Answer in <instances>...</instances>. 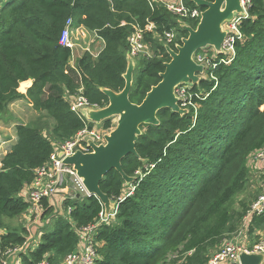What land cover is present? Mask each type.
I'll return each instance as SVG.
<instances>
[{
    "label": "trees",
    "instance_id": "1",
    "mask_svg": "<svg viewBox=\"0 0 264 264\" xmlns=\"http://www.w3.org/2000/svg\"><path fill=\"white\" fill-rule=\"evenodd\" d=\"M182 1L202 11L190 0ZM0 3V114L26 99L53 122L50 136L41 128L16 124V141L1 158L0 248L5 254L28 239L24 229L18 232L5 220L28 209L21 193L34 171L49 160L55 144L83 129L70 99L81 89L90 104L104 108L108 98L102 90L119 93L124 88L131 25L143 28L151 22L154 27L144 34L152 56L140 59L141 67L135 65L129 93L130 102L139 105L161 81L164 64L170 61L166 47L175 49L165 43L164 33L175 31L181 44L187 37L182 26L195 28L198 21L182 19L155 0ZM246 11L238 23L234 54L213 50L199 83L188 85L196 113L159 111L158 126H141L135 145L138 157L128 155L121 162L134 182L127 185L116 170L103 178L102 192L118 204L115 217L95 230L93 264H165L173 253L179 254L178 264H206L243 221L249 209L245 202L239 211L230 206L248 183V157L264 148V0H249ZM69 18L104 43L96 58L85 52L75 68L69 64L70 50L59 44ZM29 80L32 84L22 94V83ZM101 126L112 129V119ZM101 210L94 196L68 199L60 212L44 201L46 224L37 245L21 253L20 264H64L79 248L80 230L96 222ZM260 231L264 212L248 225L249 235Z\"/></svg>",
    "mask_w": 264,
    "mask_h": 264
},
{
    "label": "built area",
    "instance_id": "2",
    "mask_svg": "<svg viewBox=\"0 0 264 264\" xmlns=\"http://www.w3.org/2000/svg\"><path fill=\"white\" fill-rule=\"evenodd\" d=\"M155 1L161 2L169 12L182 19L195 21L200 20L202 11L200 9L187 7L182 0H170L166 2L162 0ZM148 3L151 4V0H148ZM248 3L249 0L241 1L245 14L247 12ZM241 16L243 15H238L232 22L227 23V26H229L232 31L228 33L224 43L223 52L228 55L234 54L233 43L235 36L239 37L238 23ZM131 28L132 33L128 38L129 51L127 56L133 60L151 57L152 54L149 55L150 50L144 42V34L153 31V24L151 22H147L143 28L138 25H131ZM88 32L92 33V31L82 26L75 28L71 18H69L65 23L64 29L60 35L59 44L62 47L68 48L71 52L69 61L71 68H75V61L77 59L76 52L78 49H81L83 53L87 52L91 54V56L96 57L89 51V49H85L78 43L80 38L84 37ZM93 33L97 38H99L95 32ZM164 40L166 44H173L174 47L180 45L177 41V33L175 31L164 33ZM203 51L204 50L199 53L197 52L194 56V60L197 64L203 65L206 71V69L210 66V60L208 57L205 58L200 55ZM175 96L179 100L178 105L181 109H185L187 111L193 109L196 113L197 106L192 102V95L188 91V85H182L176 88ZM69 103L71 111L83 121V129L73 138L63 142L62 144H57L59 147L57 149L55 148L49 160L42 167L34 171V178L30 185L27 186V195L25 197L29 203V207L25 213L21 215L25 220V229L27 232L31 223L35 222L38 218H40V216H42L44 211V201L49 203L50 206H53L56 212H60V209L63 207L66 200H75L76 198L89 196L81 179L78 178L74 167L65 165L64 160L73 156L78 151L84 154L91 153L92 149L88 146V142L90 141L96 146L104 145L106 143L105 137L109 135L112 130L104 129L101 124L93 123L86 118L85 113L87 111L100 110L102 108L98 105L90 104L81 94V89L79 90L78 95H76L73 99H70ZM257 158L261 165L259 169L261 170L263 177V181L260 185L261 192L249 207L248 212L244 217L245 221H249L253 216L261 215L264 212V151H258ZM112 202L114 203V207L108 216L105 215L104 207L100 203L102 210L99 213L98 220L80 230L81 241L79 248L65 258L64 264H93V260L95 259L93 236L95 230L100 224L108 223L115 217L118 202ZM66 213L68 215L71 213V207H67ZM2 233H4V231L0 230V236ZM256 234H258V232ZM238 236H242V231L238 234ZM29 243H32L31 246ZM37 243L38 241L35 242L29 234L26 243L20 248L10 250L5 254L2 253L0 248V264H5L3 262V257H8L9 255L17 252L21 255V253L25 252L28 248H34ZM242 252H245L246 254L263 255L261 264H264V236L252 247H243L237 238L226 239L221 243L220 247L210 255L206 264H224L230 262L238 263L239 255ZM17 261V264L21 263L20 256L17 258ZM38 264L49 263L46 260H42ZM166 264L174 263L168 261Z\"/></svg>",
    "mask_w": 264,
    "mask_h": 264
},
{
    "label": "water",
    "instance_id": "3",
    "mask_svg": "<svg viewBox=\"0 0 264 264\" xmlns=\"http://www.w3.org/2000/svg\"><path fill=\"white\" fill-rule=\"evenodd\" d=\"M190 1L202 9L200 20L195 28L182 26L187 37L182 38L181 44L174 50L166 47L170 61L164 64V71L160 74L161 81L150 89L139 105L131 103L129 93L135 63L127 56V68L123 75L125 85L122 91L115 93L103 89L102 93L108 98V105L100 110H89L85 113L89 121L97 124L116 118L115 128L105 137L106 143L96 146L90 141L88 146L92 149L91 153L78 151L64 160L65 165L74 167L88 195L94 196L103 205L106 216L110 214L114 203L100 188L103 178L111 170H116L127 185L134 182V178L124 174L121 162L128 155L138 157L135 145L142 133L141 126H158L157 114L163 109H170L179 115L187 113V110L179 107L175 90L182 85L193 86L199 83L205 68L195 62V54L207 48L213 49L216 54L222 53L228 36L223 26L232 22L236 16L245 14L242 0ZM262 260L261 254L242 252L238 264H261Z\"/></svg>",
    "mask_w": 264,
    "mask_h": 264
},
{
    "label": "rangeland",
    "instance_id": "4",
    "mask_svg": "<svg viewBox=\"0 0 264 264\" xmlns=\"http://www.w3.org/2000/svg\"><path fill=\"white\" fill-rule=\"evenodd\" d=\"M223 29L228 33L232 31L229 28V26H227V24L223 26ZM79 51H82V50L79 49ZM151 54L152 52L149 51V55ZM200 55L204 56L205 58L212 57L213 49L207 48L202 53H200ZM76 61H75V64H76ZM141 62L142 61L138 59L136 60L134 59V63L135 65L137 64L138 68L142 66L143 63ZM112 123H113V128L111 131H113V129L116 126V118L112 120ZM16 124L31 125V126L41 128L42 132L46 136H50L49 129L51 128L53 122L44 113L37 111L33 107L32 108L28 107L26 105V102L19 103L14 106H9L7 111L0 114V140L1 138H7L13 135V128ZM58 147L59 146L55 144V148L57 149ZM261 150L264 151V148H262ZM1 156H2V153H0V157ZM247 166L249 168L248 183L246 185L245 191L239 194L237 197H235V199H233L232 204L230 206L231 210L239 211L241 202H245L247 207H250L251 204L256 200L257 196L261 192L260 185H261V182L263 181V177L261 174V170L259 169L261 165L257 158V152L251 154L248 157ZM250 172L251 173L253 172V173L250 174ZM254 172L256 173L254 174ZM249 221L247 220L245 221V219H243V221L238 225L236 232L232 234L230 237H226V238L228 239L237 238L239 243L243 247L245 246L252 247L253 245L257 244L259 240L264 236V231H260L258 232V234L249 235L248 233ZM5 223L8 227L16 229L18 232L24 229L26 234L27 235L30 234L32 238L34 239V241L36 242L39 240V237L41 235V230L45 226L46 221L42 218V216H40V218H38L35 222L31 223L28 232L25 229V220L23 216L17 217L11 220H5ZM241 231H242V236H238V234ZM29 244L31 246L32 243H29ZM19 256H20L19 252L11 254L8 257H5V258L3 257V262L5 264H13L14 260ZM178 258H179V254L177 253L170 254L166 260V263L170 261L174 264H178Z\"/></svg>",
    "mask_w": 264,
    "mask_h": 264
},
{
    "label": "crops",
    "instance_id": "5",
    "mask_svg": "<svg viewBox=\"0 0 264 264\" xmlns=\"http://www.w3.org/2000/svg\"><path fill=\"white\" fill-rule=\"evenodd\" d=\"M162 1L166 2V1H170V0H162ZM1 4L2 3H0V6H1ZM74 27L76 28L79 26L74 25ZM78 43L82 47H84L85 49H89V51L96 57L101 52V50L103 49V45H104L103 41L100 38H97L93 32L92 33L88 32L84 37L80 38ZM76 53H77V59H79L81 57V54L83 53V51H79V49H78V51ZM96 57H94V58H96ZM22 84H25V86H24V91L21 93L25 94L27 89L31 86L32 81L29 80V81H26ZM23 102H26V105L28 107L32 108V104L26 99L17 100L15 102L11 103L9 106H14L16 104L23 103ZM15 141H16V136H15L14 128H13V135H11L7 138H1V140H0V153H2V156L0 157V162H1V158L10 150L11 146L15 143ZM0 168H1V164H0ZM252 173L250 172V174H252ZM255 173L256 172H254V174ZM21 195H23V197H26L27 187H25V189L22 191ZM17 258L14 260L13 264L18 263ZM224 264H238V263L230 262V263H224Z\"/></svg>",
    "mask_w": 264,
    "mask_h": 264
},
{
    "label": "bare ground",
    "instance_id": "6",
    "mask_svg": "<svg viewBox=\"0 0 264 264\" xmlns=\"http://www.w3.org/2000/svg\"><path fill=\"white\" fill-rule=\"evenodd\" d=\"M199 22V21H198Z\"/></svg>",
    "mask_w": 264,
    "mask_h": 264
}]
</instances>
